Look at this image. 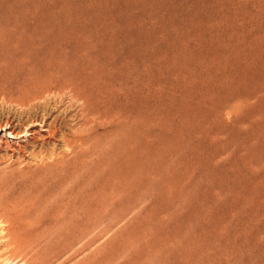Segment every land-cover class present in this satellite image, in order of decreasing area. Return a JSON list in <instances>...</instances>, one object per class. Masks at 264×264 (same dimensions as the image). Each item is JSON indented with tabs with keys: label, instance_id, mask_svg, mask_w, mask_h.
I'll return each mask as SVG.
<instances>
[{
	"label": "rangeland",
	"instance_id": "obj_1",
	"mask_svg": "<svg viewBox=\"0 0 264 264\" xmlns=\"http://www.w3.org/2000/svg\"><path fill=\"white\" fill-rule=\"evenodd\" d=\"M55 49L93 133L4 99ZM0 264H264V0H0Z\"/></svg>",
	"mask_w": 264,
	"mask_h": 264
},
{
	"label": "bare ground",
	"instance_id": "obj_2",
	"mask_svg": "<svg viewBox=\"0 0 264 264\" xmlns=\"http://www.w3.org/2000/svg\"><path fill=\"white\" fill-rule=\"evenodd\" d=\"M58 51L59 50L55 49L53 51L47 52L46 54H44L43 58L41 59L42 60L41 62L34 64L35 65L34 70L30 73L28 78L24 80L22 85H19V87L22 88V90H19L20 91L19 96L15 97L12 95L11 97L10 96L7 97L5 95L4 99L7 100L8 102L15 103L17 106L26 110L29 117L32 120L36 121L34 122L36 123L34 126H39L40 125L39 122L49 123L46 120H48V118H50L57 112V110L51 107L52 104L57 102L60 103L64 101L63 100L64 97H68L69 100H71V102H73L75 105H80L82 115L84 116L83 120L86 121V125H89L88 128L90 127V130L93 133L95 131V121H97L96 120L97 117H95L96 115H93V112L91 111L94 110V107L91 104L90 98L91 96H94L95 93L94 92L90 94L87 93L86 91L87 87L83 82L84 78H82V76L80 75L85 71L91 69V67H89L88 64L83 63V61H81L76 56L73 55L70 56V54L66 51H64L63 53L62 52L60 53ZM71 59L73 61H71ZM89 86L93 88L95 87V84L90 83ZM54 106H56V104ZM58 114H62V113H58ZM97 115L98 118L100 119L101 118L100 114ZM101 115L105 118L108 117L106 115V111H104V113ZM58 117L57 116L55 117L54 121H52V124L51 123L50 125L48 124L49 133L52 137H55L56 135L55 124L59 119ZM64 139H66L64 143H66V146L68 148L75 149L77 144L78 145L79 143L82 144L83 142H85V139L87 138L83 133V134H76L75 136H72L70 139H68V137ZM58 172L60 173V171Z\"/></svg>",
	"mask_w": 264,
	"mask_h": 264
}]
</instances>
